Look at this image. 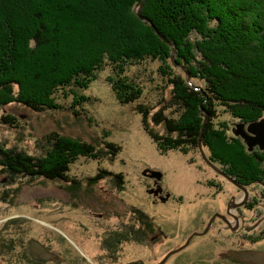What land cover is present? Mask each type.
Returning a JSON list of instances; mask_svg holds the SVG:
<instances>
[{
  "label": "trees",
  "instance_id": "obj_1",
  "mask_svg": "<svg viewBox=\"0 0 264 264\" xmlns=\"http://www.w3.org/2000/svg\"><path fill=\"white\" fill-rule=\"evenodd\" d=\"M142 3L0 0L1 123L16 121L3 114L11 105L38 114L72 111L80 117L83 107L92 104L87 92L109 70L107 82L118 103L135 105L161 155L186 154L199 150L201 143L210 162L241 186L264 187V152H250L229 125L219 121L222 111L245 124L264 118V0H146L142 16L148 22L137 15ZM150 22L176 45L179 68L172 62L171 46ZM148 62L163 65L159 91L166 95L155 107L141 103L145 87L128 75ZM63 98L72 99L70 107L60 101ZM44 141L39 156L0 142V173L10 184L45 180L78 188L81 183L71 177L77 161L115 163L123 151L110 141L88 143L55 132ZM154 175L162 177L160 172H151L159 179ZM107 179L124 189V174L102 168L88 179L89 187ZM132 210L138 231L126 228L121 241L164 240L153 218ZM103 246L108 250L112 245L105 239Z\"/></svg>",
  "mask_w": 264,
  "mask_h": 264
},
{
  "label": "rangeland",
  "instance_id": "obj_2",
  "mask_svg": "<svg viewBox=\"0 0 264 264\" xmlns=\"http://www.w3.org/2000/svg\"><path fill=\"white\" fill-rule=\"evenodd\" d=\"M161 67L148 62L128 72L145 87L142 104L155 107L166 95L159 91L164 85ZM110 72L87 92L92 104L83 107L80 117L72 111L38 114L19 105L3 111L16 119L10 126L0 121V142L7 147L39 156L45 137L55 132L88 143L110 141L123 151L115 163L77 161L71 177L81 183L78 188L45 180L10 184L0 173V264H160L187 244L166 264H264V187H245L247 193L239 189L205 162L200 149L161 155L135 105L118 103L107 82ZM60 101L72 104L71 98ZM219 121L233 135L242 123L223 111ZM204 153L209 159L207 149ZM101 168L124 174V189L111 179L89 187L88 179ZM151 172H160L162 179L152 178ZM160 188L162 195H170L167 203L154 198ZM232 200L241 228L230 230L220 221L212 225L215 213L224 214ZM133 208L153 218L164 240L121 241L129 229L138 231ZM105 239L111 249L103 248Z\"/></svg>",
  "mask_w": 264,
  "mask_h": 264
},
{
  "label": "water",
  "instance_id": "obj_3",
  "mask_svg": "<svg viewBox=\"0 0 264 264\" xmlns=\"http://www.w3.org/2000/svg\"><path fill=\"white\" fill-rule=\"evenodd\" d=\"M146 0H143L142 5L140 6V9L137 11V15L139 16V18L142 21H146L148 22V20L146 18H144L142 16V11L143 8L145 6ZM152 28L154 29V31L156 32V34L166 43H168L171 48H172V61L174 63L175 66H177V64L175 63V55L177 52L176 49V45L170 43L167 41V39L162 36L158 30L156 29V27L150 22ZM209 121V116H205V123H204V127L206 126L207 122ZM234 135L237 138H241L245 144L247 145L248 149L250 152H254L257 148L260 149L261 151H264V118L258 122H254L251 124H245V123H240L236 125V128L234 129ZM200 150L203 154L204 160L205 162L218 174H220L221 176H223L224 178H226L228 181H230L232 184H234L236 187H238L239 189L245 191L247 193V189L243 186H241L239 183H237L234 179L230 178L229 176H227L222 170H220L216 165H214L212 162H210V160L206 157L205 153H204V148L202 146V144L200 143ZM154 177H157L159 179H161V175L160 176H156L154 175ZM244 203L240 204L239 206H243ZM205 234V233H204ZM199 234L195 235L198 236ZM188 246L185 245L184 247L170 253L165 260L160 263V264H166L167 261L175 254L183 251L186 247Z\"/></svg>",
  "mask_w": 264,
  "mask_h": 264
},
{
  "label": "flooded vegetation",
  "instance_id": "obj_4",
  "mask_svg": "<svg viewBox=\"0 0 264 264\" xmlns=\"http://www.w3.org/2000/svg\"><path fill=\"white\" fill-rule=\"evenodd\" d=\"M160 190L161 191H160L159 196L156 194H154L155 196L153 195L155 200L167 203L170 200V195L167 194L168 197H165L164 195H162V193H163L162 188H160ZM154 193H156V192H154ZM244 205H245V203H244ZM234 206H236V201L232 200L226 204L227 210L224 214L217 211L214 215L213 220H212V225L217 223V221H220L224 225V227H226L230 230H233L234 226L241 228L239 216L237 214H235L232 210V207H234Z\"/></svg>",
  "mask_w": 264,
  "mask_h": 264
}]
</instances>
